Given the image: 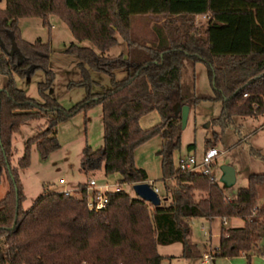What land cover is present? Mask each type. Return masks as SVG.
<instances>
[{"label":"trees","instance_id":"16d2710c","mask_svg":"<svg viewBox=\"0 0 264 264\" xmlns=\"http://www.w3.org/2000/svg\"><path fill=\"white\" fill-rule=\"evenodd\" d=\"M200 15L210 16L203 32L194 26ZM54 16L79 43L89 41L101 52L69 46L82 74L70 86L87 90L86 99L69 111L48 93L55 80L50 45L26 41L19 28L21 19L40 18L47 24ZM140 18L155 21L151 37L135 33ZM120 39L127 53L106 57ZM186 61L206 65L214 97L197 96L183 80ZM39 70L46 74L39 84L42 104L15 80ZM90 70L107 75L111 87L92 93ZM0 75L8 78L0 86V185L4 175L10 185L0 200V264H162L158 247L176 243L183 245V258L203 259L207 246L198 251L189 238V222L195 218L245 222L241 228L222 226L219 246L210 252L214 259H250L264 252V203H259L264 174L250 175L248 186L229 199L212 175L182 172L180 162L176 168L173 161L182 138L177 104L192 108L203 100L221 101L224 110L215 123L224 127L234 117L264 113V0H6L4 9L0 1ZM94 105L103 109L104 145L97 151L84 149L81 172L119 174L120 185L148 182V173L136 166L135 151L161 136L163 182L173 180L174 188H167L160 207L124 190L112 191L105 207L92 212L87 185L80 184L76 194H45L25 211L20 170L30 166L32 146L42 160L48 159L60 148L59 124ZM153 112L162 123L144 130L141 119ZM36 120H46L47 127L28 140L13 167L14 137Z\"/></svg>","mask_w":264,"mask_h":264},{"label":"rangeland","instance_id":"374dc122","mask_svg":"<svg viewBox=\"0 0 264 264\" xmlns=\"http://www.w3.org/2000/svg\"><path fill=\"white\" fill-rule=\"evenodd\" d=\"M1 7H6V0L1 1ZM148 25L144 19H138L133 26L135 33L143 34L141 37H151ZM19 28L23 39L34 43L41 39L51 47L49 69L55 74L54 83L49 96L63 109L72 110L87 97L84 87L70 86L82 80L81 70L78 66L80 60L77 56L67 52L69 46L77 44L101 52L89 41L79 43L73 36L70 28L58 17H50L47 24L40 18H27L19 21ZM125 46L120 42L105 54L114 58L125 53ZM94 82L92 93H101L111 87L110 78L90 70ZM17 86L24 90L29 98L44 103L39 93V84L46 81L43 70L37 71L31 77L20 78L15 76ZM183 80L191 84L197 96L214 97L208 68L203 63L194 66L186 61ZM8 78L0 75V86H6ZM223 103L217 100H203L190 111L186 128L182 129L181 148L173 154L174 166L178 167L180 157L194 156L198 163L202 162L205 151L216 148L220 156L215 160L210 175L222 187L229 199H235L237 192L248 186V178L253 174H264V113L255 117H234L231 125L216 124L223 113ZM162 123L157 112H153L141 119L140 125L144 130ZM47 127L46 120L28 122L15 135L13 167H18V161L24 156L26 144L29 139L42 133ZM57 138L60 148L51 153L48 159L42 160L36 145L31 149V162L27 169L20 170V177L25 189L26 200L24 210L29 211L35 201L45 194L60 192L65 188L76 194L80 184L95 179L98 186L120 183L121 176L113 174L106 176L103 171L95 175H86L81 172L83 151L88 146L97 151L104 145L103 109L101 105H94L74 115L57 127ZM218 138V141L217 139ZM210 144H206L207 142ZM191 146V148H189ZM164 140L156 136L140 145L135 151V163L149 175L148 183L159 190L162 200L165 199L167 188H174V181L163 182L162 156ZM253 151L259 152L257 156ZM230 166L236 171V184L226 187L222 182V167ZM64 180V182H62ZM135 184L122 185V189L135 197ZM9 180L6 175L0 185V200L9 191ZM259 203H264V185L259 189ZM191 228L190 241L197 245L198 251L210 254L219 246L220 233L223 224L221 219L195 218L189 222ZM233 228L232 224L225 225ZM218 245V246H217ZM264 249V240L261 244ZM158 252L164 257L162 264H202L199 257L183 258V245L176 243L170 246H159ZM206 255V254H205ZM204 255V256H205ZM210 264H231L223 259H214ZM251 264H264V257L255 253Z\"/></svg>","mask_w":264,"mask_h":264},{"label":"built area","instance_id":"2783aa9c","mask_svg":"<svg viewBox=\"0 0 264 264\" xmlns=\"http://www.w3.org/2000/svg\"><path fill=\"white\" fill-rule=\"evenodd\" d=\"M247 95H245L246 97ZM220 156L219 150L216 148L209 149L205 151L202 162L198 163L194 156L190 157H180V169L182 172H195V173H205L210 174V168L212 167L215 160ZM64 182V180H62ZM154 188V187H153ZM158 193L159 190L154 188ZM122 185H102L98 186L95 179L90 180L87 185L86 192L88 196V208L90 211H100L102 210L107 202V193L109 192H120L122 191ZM70 193V192H65ZM214 260L212 254H206L204 256L202 264H210ZM249 264V263H242Z\"/></svg>","mask_w":264,"mask_h":264},{"label":"water","instance_id":"95a60500","mask_svg":"<svg viewBox=\"0 0 264 264\" xmlns=\"http://www.w3.org/2000/svg\"><path fill=\"white\" fill-rule=\"evenodd\" d=\"M2 1V0H0ZM16 49V46H14ZM191 108L189 106H181L177 104L175 107L176 114L181 115L182 119V129L186 128ZM222 182L226 187H232L236 184V171L234 168L230 166L222 167ZM136 196L145 202L153 205L154 207H160L163 200L159 193L150 185L148 182L145 183H137L133 187Z\"/></svg>","mask_w":264,"mask_h":264},{"label":"crops","instance_id":"0c3cea01","mask_svg":"<svg viewBox=\"0 0 264 264\" xmlns=\"http://www.w3.org/2000/svg\"><path fill=\"white\" fill-rule=\"evenodd\" d=\"M154 20H156V19H154ZM209 20H210V16L209 15L196 16L194 18V26H195L196 29H200L203 32L207 28V25H208ZM161 23L162 22H159V25H161ZM148 25H150V23H148ZM154 25H155V21L152 22V25L150 27L151 30L153 29ZM178 25H180V23H178ZM151 30L149 31L150 34H151ZM138 35L140 36V35H143V34H138ZM120 42L122 44H124V46H125L124 49H125V54H126L127 53V46H126V44L124 43L123 40L120 39ZM85 184L88 185L89 182L88 183H85ZM70 191H71L70 189L65 188L64 190H62L60 192H70ZM223 224L224 225L232 224L233 225V228H241V227H244L245 226V222L242 219H238V218L224 221ZM220 235H221V233H220ZM219 243H220V240H219ZM261 255L264 257V252L261 253ZM253 256H255V254H253L252 257ZM252 257L249 259L247 256H242L241 258H237V259H232V260L231 259H223V260H225V261H227V262H229L231 264H242V263H249V264H251Z\"/></svg>","mask_w":264,"mask_h":264}]
</instances>
